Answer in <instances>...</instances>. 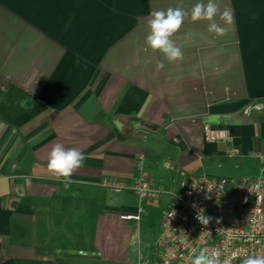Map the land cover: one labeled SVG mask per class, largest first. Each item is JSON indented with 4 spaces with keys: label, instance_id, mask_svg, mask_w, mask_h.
I'll use <instances>...</instances> for the list:
<instances>
[{
    "label": "crops",
    "instance_id": "0c3cea01",
    "mask_svg": "<svg viewBox=\"0 0 264 264\" xmlns=\"http://www.w3.org/2000/svg\"><path fill=\"white\" fill-rule=\"evenodd\" d=\"M197 2L0 0V264H153L143 235H158L186 179L257 172L264 110H244L264 104V0H219L233 13L224 37L189 15L172 37L183 59L157 70L150 13ZM57 143L87 157L67 189L47 169ZM140 154L164 195L124 220L139 197L102 183H133Z\"/></svg>",
    "mask_w": 264,
    "mask_h": 264
},
{
    "label": "built area",
    "instance_id": "2783aa9c",
    "mask_svg": "<svg viewBox=\"0 0 264 264\" xmlns=\"http://www.w3.org/2000/svg\"><path fill=\"white\" fill-rule=\"evenodd\" d=\"M256 103L259 102L250 105ZM249 106L244 110L246 114L255 110ZM204 132L207 140L228 144L227 156L240 154L238 147L229 146L233 137L228 130L206 125ZM253 157L258 164L255 174L226 177L202 173L183 182L161 218L159 252L153 264H191L195 254L205 247L209 252L219 251L221 261L236 254L231 264H241V260L249 255H264V202L257 204V194L249 191L259 183L264 195V150L255 151ZM143 158L144 155L140 154L137 161L139 174L133 183L121 180L102 183L114 193L130 190L139 197L141 204L137 213L121 214L124 220L139 221L144 211L143 203L164 195V191L155 187L154 179L143 170ZM201 208L206 216L213 218L207 226L195 218Z\"/></svg>",
    "mask_w": 264,
    "mask_h": 264
},
{
    "label": "clouds",
    "instance_id": "9594fccd",
    "mask_svg": "<svg viewBox=\"0 0 264 264\" xmlns=\"http://www.w3.org/2000/svg\"><path fill=\"white\" fill-rule=\"evenodd\" d=\"M190 15L192 22L207 21L208 32L216 37L227 35L228 26L233 23V13L230 9H220L219 0H198L191 8L190 13L180 7H169L166 10H155L150 13L148 24V34L146 44L153 52H160L164 60L157 63V70L164 68V61L169 63L183 59L182 49L176 45L172 37L184 24L185 18ZM222 21L223 24L217 22ZM21 107L26 106V101H21ZM256 111L264 110V104L256 103L250 105ZM87 157L76 148H65L62 144H54L48 154L47 169L53 178L62 182L64 187L69 188L75 181L72 179L74 173L84 165ZM251 193L258 196L257 204L264 202V195L261 194V185L257 183ZM196 208V205L193 204ZM174 215V214H173ZM202 225L207 226L213 218L204 214V209H198L195 217ZM219 223V220L216 221ZM219 251L209 252L208 248H202L191 264H231V260L236 258L233 254L230 258L221 261ZM241 264H264V255H249L241 260Z\"/></svg>",
    "mask_w": 264,
    "mask_h": 264
},
{
    "label": "rangeland",
    "instance_id": "374dc122",
    "mask_svg": "<svg viewBox=\"0 0 264 264\" xmlns=\"http://www.w3.org/2000/svg\"><path fill=\"white\" fill-rule=\"evenodd\" d=\"M166 204L161 203V211L164 212L166 210V207H165ZM146 235H143V238H142V241L145 242V243H148L149 246H150V249H146L144 250V254H147V257L149 258L150 261H156L157 259V255H158V252H159V248H158V235L157 233L155 234L154 232V237H146ZM138 253V252H137ZM125 264V263H124ZM129 264V263H128Z\"/></svg>",
    "mask_w": 264,
    "mask_h": 264
}]
</instances>
